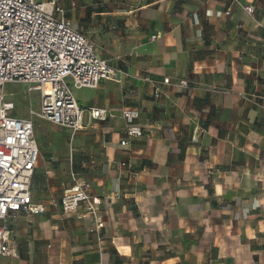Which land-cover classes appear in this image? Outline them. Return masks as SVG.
<instances>
[{"label":"crops","instance_id":"crops-1","mask_svg":"<svg viewBox=\"0 0 264 264\" xmlns=\"http://www.w3.org/2000/svg\"><path fill=\"white\" fill-rule=\"evenodd\" d=\"M58 2L124 73L74 90L81 129L35 118L31 194L47 212L9 220L18 257L0 264H264V0ZM165 77L189 87L155 98L146 78ZM33 93L14 116L39 110ZM124 109L145 129L126 146ZM76 185L101 200L98 234L60 210Z\"/></svg>","mask_w":264,"mask_h":264},{"label":"built area","instance_id":"built-area-1","mask_svg":"<svg viewBox=\"0 0 264 264\" xmlns=\"http://www.w3.org/2000/svg\"><path fill=\"white\" fill-rule=\"evenodd\" d=\"M245 10L252 14L253 7L246 6ZM123 73L98 54L89 38L65 16L58 0H0V256L18 257V245L8 225L11 218L22 212H47L31 194L39 159L35 118L63 128L81 129L83 108L74 90L97 88L103 80H117ZM146 80L152 84L155 98L162 95L161 84L189 87L186 80L173 83L169 77L161 83ZM10 83L24 84L29 93H39L40 108L31 110L29 118L13 115L15 103L6 99L5 92ZM105 113L106 110L90 111L95 119ZM122 115L127 138L121 140V145L126 146L131 139L142 137L145 129L137 122L138 110L124 109ZM100 205V198L92 196L87 185L73 186L59 201L63 214L87 221L89 232L97 234L105 226L99 216Z\"/></svg>","mask_w":264,"mask_h":264},{"label":"rangeland","instance_id":"rangeland-1","mask_svg":"<svg viewBox=\"0 0 264 264\" xmlns=\"http://www.w3.org/2000/svg\"><path fill=\"white\" fill-rule=\"evenodd\" d=\"M8 85V98L12 99L17 105V113L20 115L29 116V109L32 105L38 104V99L32 98L36 93H29L27 86L24 84L10 83ZM6 88V87H5Z\"/></svg>","mask_w":264,"mask_h":264}]
</instances>
